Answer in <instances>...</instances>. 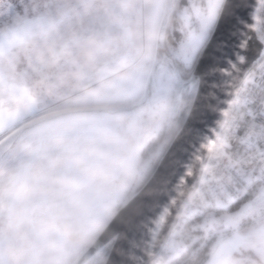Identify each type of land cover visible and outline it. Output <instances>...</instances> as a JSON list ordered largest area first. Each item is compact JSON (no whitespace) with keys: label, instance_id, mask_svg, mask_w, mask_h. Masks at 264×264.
Here are the masks:
<instances>
[{"label":"snow or ice","instance_id":"1","mask_svg":"<svg viewBox=\"0 0 264 264\" xmlns=\"http://www.w3.org/2000/svg\"><path fill=\"white\" fill-rule=\"evenodd\" d=\"M0 264H264V0H0Z\"/></svg>","mask_w":264,"mask_h":264},{"label":"water","instance_id":"2","mask_svg":"<svg viewBox=\"0 0 264 264\" xmlns=\"http://www.w3.org/2000/svg\"><path fill=\"white\" fill-rule=\"evenodd\" d=\"M208 71L209 73H211L212 70L209 69ZM215 71L218 76L226 75V72H224L223 70L216 69ZM203 98L207 99V97H203ZM204 109L209 113V115L213 114V109L211 107L204 105ZM212 123H215V121H212ZM206 131H211V129L206 128ZM192 160L193 162H198L195 156L192 157ZM180 167L186 168L187 166L182 164L180 165ZM186 174L187 173L185 171L183 175H186ZM171 178H172L171 173L166 178H163V179L157 178L153 182V187H150L146 189L144 192H142L140 194V198L134 204H132L131 207L117 220V225L128 230L129 232L133 234V236H135L136 233L139 232V230L145 226L143 220L136 219L138 216L141 215V209L145 207L144 198L160 197V196L167 197L168 191H167L166 184H167V181ZM182 183L183 181L180 179V177H176V184L179 185Z\"/></svg>","mask_w":264,"mask_h":264}]
</instances>
